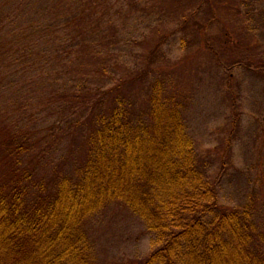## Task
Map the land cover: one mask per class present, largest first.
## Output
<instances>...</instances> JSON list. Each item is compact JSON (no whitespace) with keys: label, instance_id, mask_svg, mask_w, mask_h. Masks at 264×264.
Segmentation results:
<instances>
[{"label":"trees","instance_id":"trees-1","mask_svg":"<svg viewBox=\"0 0 264 264\" xmlns=\"http://www.w3.org/2000/svg\"><path fill=\"white\" fill-rule=\"evenodd\" d=\"M138 1L0 0V264H99L86 225L115 202L152 235L141 264H264L260 212L220 204L173 78L185 60L163 51L171 17L193 59L260 74L264 0H152L161 23L127 35ZM215 3L241 26L223 45Z\"/></svg>","mask_w":264,"mask_h":264},{"label":"rangeland","instance_id":"rangeland-1","mask_svg":"<svg viewBox=\"0 0 264 264\" xmlns=\"http://www.w3.org/2000/svg\"><path fill=\"white\" fill-rule=\"evenodd\" d=\"M231 1L224 6H229ZM138 2L135 9L139 11L131 13L126 8L118 17L120 20L115 22L120 29L126 28L127 35L142 36L146 34L148 24L161 23L157 22L159 17L147 15L152 0ZM195 3L196 0L190 8H196ZM214 7L217 15L227 21L220 19V26L215 25L217 32L211 31L212 37L223 45L224 39H219V35L226 25L229 23L237 30L241 26L235 25L222 12V7L220 11L216 3ZM199 8L210 10L207 2ZM125 14L127 21L123 19ZM163 21L168 35L163 46L167 60H171V64L185 60L180 64V74H173V78L182 83L189 96L186 112L189 134L200 157L211 163V174L223 173L218 190L219 202L229 208L253 206L260 212V222L264 224V70L258 74L237 67L232 79H228V65L219 68L209 50L200 52L198 58L193 59L190 54L195 51L182 48L184 34L178 31L180 21L174 22L171 17ZM160 30L162 34V27ZM186 37L189 40L192 34ZM122 60L127 64L134 62ZM3 141L0 138V144ZM86 229L99 264H141L153 251L152 235L145 222L121 202H115L99 213L88 222Z\"/></svg>","mask_w":264,"mask_h":264}]
</instances>
